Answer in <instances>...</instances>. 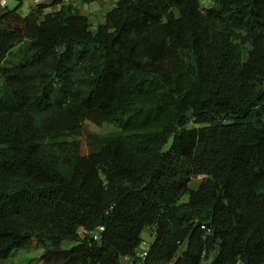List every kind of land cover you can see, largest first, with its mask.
Instances as JSON below:
<instances>
[{
    "label": "trees",
    "instance_id": "obj_1",
    "mask_svg": "<svg viewBox=\"0 0 264 264\" xmlns=\"http://www.w3.org/2000/svg\"><path fill=\"white\" fill-rule=\"evenodd\" d=\"M55 2L0 11V264H131L146 227V264H264V0Z\"/></svg>",
    "mask_w": 264,
    "mask_h": 264
},
{
    "label": "rangeland",
    "instance_id": "obj_2",
    "mask_svg": "<svg viewBox=\"0 0 264 264\" xmlns=\"http://www.w3.org/2000/svg\"><path fill=\"white\" fill-rule=\"evenodd\" d=\"M36 0H8V7L14 8L19 4V11L22 12V14H27L30 11L31 6L35 4ZM208 2V1H207ZM68 4V3H66ZM115 4V0H92L90 3L87 4V16L90 17L91 21V28L94 29L97 24L101 21H103L102 16L104 15L105 11ZM63 5V4H62ZM62 5H58L57 7H61ZM51 8H47L46 10H49ZM19 60V55L16 52V49L14 48L10 54L7 55V57L3 60L2 65L8 66L16 61ZM1 80V76H0ZM89 128L95 131H101V132H107L115 130L113 124L110 123H104L101 126H96L92 123L89 124ZM203 178V175H199L190 182V186L194 187L196 186L199 181ZM187 198V196H184V199ZM142 238L143 241L140 244V247H147L150 245V243L154 240L155 235L153 233V230L149 227H146L142 232ZM71 244V242L67 243L66 245ZM43 249L41 245L37 243H33L28 250L20 249L16 252V254L10 259L11 261H8L10 264H45L41 258L40 255L42 253Z\"/></svg>",
    "mask_w": 264,
    "mask_h": 264
},
{
    "label": "built area",
    "instance_id": "obj_3",
    "mask_svg": "<svg viewBox=\"0 0 264 264\" xmlns=\"http://www.w3.org/2000/svg\"><path fill=\"white\" fill-rule=\"evenodd\" d=\"M44 0H36L35 4L42 3ZM54 1V0H53ZM71 2V0H57L56 5H62ZM8 0H0V11L6 9ZM103 225L99 226L98 229L92 232L93 238L98 240L101 235V231L104 230ZM149 255V245L147 247H139L135 253V260L133 261L130 257H124L126 262L130 261L131 264H146L147 257Z\"/></svg>",
    "mask_w": 264,
    "mask_h": 264
},
{
    "label": "crops",
    "instance_id": "obj_4",
    "mask_svg": "<svg viewBox=\"0 0 264 264\" xmlns=\"http://www.w3.org/2000/svg\"><path fill=\"white\" fill-rule=\"evenodd\" d=\"M92 1V0H91ZM51 2H53V0H44L42 3H51ZM71 2L72 3H75L76 5H78L79 6V9H80V11L82 12V13H84V14H86L87 13V4L88 3H90V1H85V0H71ZM35 5V4H34ZM58 5H56L55 3L54 4H51V5H49L47 8H51V9H49V10H52V9H58V8H60V7H57ZM113 6H114V4H113ZM113 6H110L106 11H105V13L107 12V11H109ZM46 8V9H47ZM19 11V10H18ZM20 12V11H19ZM20 13H22V12H20ZM105 13H104V15H105ZM87 15V14H86ZM104 15L102 16V19L104 20ZM90 18V17H89ZM149 229H150V227H149Z\"/></svg>",
    "mask_w": 264,
    "mask_h": 264
}]
</instances>
